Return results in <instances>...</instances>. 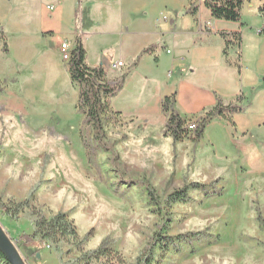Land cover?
Here are the masks:
<instances>
[{
	"label": "rangeland",
	"instance_id": "1",
	"mask_svg": "<svg viewBox=\"0 0 264 264\" xmlns=\"http://www.w3.org/2000/svg\"><path fill=\"white\" fill-rule=\"evenodd\" d=\"M55 1L0 0L1 29L9 45L6 53L0 45V73L17 74L0 77V199L21 200L38 184L34 203L46 215L67 211L81 236L91 232L84 248L108 238L129 264L163 219L142 180L163 196L186 182L218 178L214 191H194L191 200L172 206L167 230L207 229L215 237L185 244L162 264H264V227L256 219L258 209L264 217V32L259 33L264 0H243L239 21L212 17L201 0H131L139 9L128 29L122 26L123 34L104 42L82 35L89 66H102L112 83L127 75L110 98L111 108L120 113L103 121L105 148L95 147L91 163L82 141L84 117L76 107L78 87L59 48L65 31L43 34L31 22ZM77 7L76 2L74 26L88 32L91 15L83 11L80 23ZM170 19L181 33L151 44L129 66L135 39L153 41V32ZM139 22L147 23L142 37ZM199 24L207 28L199 32ZM222 31L241 35L240 46L229 44L227 56ZM180 55L185 60L173 67ZM118 60L123 65L114 66ZM180 85L185 97L198 88L219 94L224 104L237 101L235 124L215 117L198 141L173 142L163 134L166 117L159 102ZM0 223L26 264H64L78 255L67 251V244L59 254L39 241L21 243L20 235L31 232L23 216L12 220L0 214Z\"/></svg>",
	"mask_w": 264,
	"mask_h": 264
},
{
	"label": "trees",
	"instance_id": "2",
	"mask_svg": "<svg viewBox=\"0 0 264 264\" xmlns=\"http://www.w3.org/2000/svg\"><path fill=\"white\" fill-rule=\"evenodd\" d=\"M242 2L243 0H202L212 17L230 21L240 20ZM193 11L196 12L197 8ZM260 11L264 16V7H260ZM262 31L264 32V29L260 30L259 33ZM220 34L224 39L223 54L225 56L228 55L229 44L235 43L238 47L240 46L241 35L239 32L226 33L222 31ZM1 40L2 51L7 52L8 46L3 34H1ZM150 48L151 46L144 51ZM67 68L71 82L78 87L76 107L84 117L82 141L88 161L91 163L95 158V147L101 150L105 148L104 143H102L103 121L106 119L114 120L116 119L115 115L120 113L111 108L110 98L121 88L126 75L123 74L116 82L108 81L102 66L91 67L86 63V50L79 39L70 50ZM175 104L176 92L164 95L160 100L161 111L166 117L163 134L171 137L173 142L183 139H190L192 142L198 141L202 137L207 123L215 117L225 118L234 125L235 122L231 116L240 110L237 101L224 104L221 97L217 95L215 104L200 113L182 116L176 110ZM190 121L195 124L192 129L187 126ZM88 129L93 132L91 136L87 133ZM218 181L219 179L216 178L210 182H186L162 196L148 181L142 180L141 184L144 186L148 201L162 213L163 219L160 228L153 233L146 246L129 264H162L170 252H181L185 244L191 245L195 241L214 238L215 235L207 229L189 230L177 234H171L167 230L170 225L171 208L175 203L191 200L194 191L205 193L214 191ZM38 187V184H35L26 197L21 200L8 199L3 201L0 199V214L2 216L12 220L23 216L31 227V232H23L20 235L19 241L21 243L39 241L48 244L59 254H62L61 245L67 244L70 247L67 251L75 249L78 255L67 260L64 264H128L114 248V241L108 238L102 239L94 248H84L91 232L81 236L67 211L58 210L46 215L41 207L34 203V195ZM256 219L264 227V217L259 209ZM0 264H9L1 252Z\"/></svg>",
	"mask_w": 264,
	"mask_h": 264
},
{
	"label": "crops",
	"instance_id": "3",
	"mask_svg": "<svg viewBox=\"0 0 264 264\" xmlns=\"http://www.w3.org/2000/svg\"><path fill=\"white\" fill-rule=\"evenodd\" d=\"M66 1H68L69 3H66ZM75 1L77 2V4L79 3V7H77L78 13L81 11L80 23L82 22V12L83 11L88 10V12L91 15V19L93 20V22H92V26L90 27L91 30L88 32H83L81 30L78 32L76 30V27L74 26L75 22H74V19L72 20L71 18V13L76 14V2ZM55 2H56V5H54V8L52 10L48 9V7L46 6L44 10L45 13L39 12V17L33 16V18L31 19V22L32 24L36 26H40L41 32H44L43 34L45 33L55 34V33L65 31V38L63 39V41L67 40L66 38H68L69 41L74 40V42L72 41L73 42L72 44L71 43L69 44L70 49H72L75 46V43L78 39L81 40L82 35H86L84 37V40H86L89 36H93L97 39V41L104 42V38H113L115 35L123 34L124 31L122 29V26L123 28L128 29L127 28L128 22L132 20V18H134L133 17L134 14H136L137 10L139 9V6L132 4L131 0H56ZM200 2H202V0ZM188 8L190 9V6ZM197 12H199V9H197L196 12L193 11L194 14H197ZM157 20H160V19L157 18L156 21ZM110 22L112 23L109 24ZM211 22L214 24L212 20ZM2 23H3V19L0 18V38H1V34L4 33L3 30L1 29ZM104 23L105 24L108 23L107 24L108 26L105 27ZM115 23H116V27L111 28L110 26H114ZM118 25L119 27H117ZM139 25H141L140 27L141 30H138V31L139 33H141V37H142V35L144 36L143 29L144 27H146L145 25H147V23L139 22ZM24 26H25L24 23L22 22L18 23L19 28H23ZM87 26L89 27V25ZM173 26H176V23L171 19L169 20L168 24L167 22H164L162 25L163 28H160L158 31L153 32V36H155V39H153V41L151 42L149 39L145 37L142 38V40L144 41H141L139 38H136L135 40L137 42V47H136V50L132 53V55L129 58V62H128L129 66L130 65L133 66L135 64L134 62L135 57L137 55H140L144 49L152 46L151 44L154 45V43H158L159 40L162 38H165L171 35L175 36L181 33L180 31L174 30ZM206 28L207 27H205L204 29ZM80 29H81V26H80ZM204 29L201 27L200 24L198 25L199 32H203ZM0 45H2V43H0ZM7 46H8L7 52H9L8 43H7ZM179 60L183 61L185 60V57L183 55H180L179 57L174 58L172 60V66L174 67L177 64L179 66ZM176 61L178 63H176ZM127 69L130 70V68H127ZM180 70L182 71L183 67H181ZM168 73H169L168 75H171L172 69H170ZM12 74H16V73L15 72H2L0 73V77L3 76V77L8 78ZM172 92H176L175 108L182 116L199 113L202 110L211 108L216 102V95L221 97L219 94H216V93L214 94L207 90H202L198 88H192V94H189L188 97H185L183 85H180V90L177 89L174 91H170L167 94H170ZM180 102H182V104ZM160 111H161V108H160Z\"/></svg>",
	"mask_w": 264,
	"mask_h": 264
},
{
	"label": "water",
	"instance_id": "4",
	"mask_svg": "<svg viewBox=\"0 0 264 264\" xmlns=\"http://www.w3.org/2000/svg\"><path fill=\"white\" fill-rule=\"evenodd\" d=\"M0 252L9 264H26L24 257L0 223ZM38 256V254H37Z\"/></svg>",
	"mask_w": 264,
	"mask_h": 264
},
{
	"label": "built area",
	"instance_id": "5",
	"mask_svg": "<svg viewBox=\"0 0 264 264\" xmlns=\"http://www.w3.org/2000/svg\"><path fill=\"white\" fill-rule=\"evenodd\" d=\"M47 7H48V9H51V10L54 8L53 5H50V6H47ZM59 48H60V50H61L62 58H63L64 60H69V58H70V50H71V49H70V46H69V44L67 43V41L64 40L63 42H61ZM121 65H123V62L120 61V60H118L116 63H114V66H121ZM194 125H195V124H194L193 121H190V122H188V124H187L188 128H190V129H192V128L194 127Z\"/></svg>",
	"mask_w": 264,
	"mask_h": 264
}]
</instances>
